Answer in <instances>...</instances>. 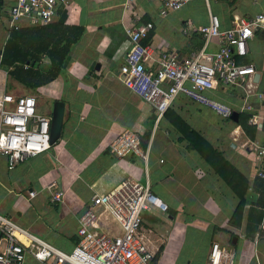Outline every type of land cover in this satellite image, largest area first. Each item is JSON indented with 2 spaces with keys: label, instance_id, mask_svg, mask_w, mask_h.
Returning a JSON list of instances; mask_svg holds the SVG:
<instances>
[{
  "label": "crops",
  "instance_id": "1",
  "mask_svg": "<svg viewBox=\"0 0 264 264\" xmlns=\"http://www.w3.org/2000/svg\"><path fill=\"white\" fill-rule=\"evenodd\" d=\"M122 2L67 0L61 22L62 9L48 23L22 21L14 30L7 18L12 0H0V55L17 32L4 64L21 65L11 76L6 72L10 65L0 63V94L33 96L36 112L48 116L53 101L63 103L59 136L46 150L10 170L0 155V214L68 252L77 239L76 218L90 196L130 177L147 184L166 204L165 211L141 213L139 231L152 264H205L211 241L233 250L232 264H264V179L255 175L264 155H256L253 145L264 143V120L258 128L246 121L249 114L264 115V31L253 33L238 58L257 74L253 94L243 101L237 86L209 92L232 108L235 120L220 118L180 94L155 119L151 106L130 92L118 73L128 48L126 24L150 21L147 42L182 57L202 42L194 31L181 34L182 28L205 24L207 11L227 28L233 18L264 13V0H187L163 17L157 13L158 0H134L128 9ZM215 48L214 39L209 40L207 50ZM13 54L16 60L9 62ZM61 59L60 71L50 74L47 66ZM243 103L251 110L240 111ZM124 128L133 130L147 149L144 161L132 153L119 158L109 153L108 142ZM50 182L63 191L60 202L50 200ZM96 224L118 233L106 213ZM22 264L44 263L25 253Z\"/></svg>",
  "mask_w": 264,
  "mask_h": 264
},
{
  "label": "built area",
  "instance_id": "2",
  "mask_svg": "<svg viewBox=\"0 0 264 264\" xmlns=\"http://www.w3.org/2000/svg\"><path fill=\"white\" fill-rule=\"evenodd\" d=\"M187 0H158V15L178 10ZM134 0H123L128 9ZM67 0H12L7 9L8 24L17 29L22 21L30 25L50 22L56 12L64 9ZM152 23H130L123 26L128 48L118 67L121 83L140 100L151 106L158 119L180 94L207 108L220 118H229L232 108L213 98L217 86H237L244 101L255 89L254 69L251 64L239 62L246 53L248 39L257 30L264 31V13L255 12L245 18H233L230 26L220 28L215 14L207 11L205 24L186 26L181 34L196 32L201 37L200 47L187 56L152 46L147 42ZM214 39L216 48L207 50ZM1 56V55H0ZM258 98L263 94L254 93ZM240 111H250L243 103ZM264 115H247L248 124L258 128ZM49 117L37 113L35 100L29 95L0 94V155L8 170L25 159L49 147ZM258 156L264 155V143L253 144ZM115 157L135 154L145 160L147 149L140 147L138 135L129 128L120 130L107 145ZM264 179V166L255 171ZM50 188L51 201L60 202L63 191L54 182ZM28 197L33 192L28 191ZM150 209L165 211L166 204L130 177L117 182L103 193H93L76 218L77 239L68 252L43 242L0 214V264H22L25 253L44 264H152V252L139 231L141 213ZM106 213L117 226L118 233L109 234L97 227L98 215ZM24 241L20 239V237ZM231 248L211 241L205 264H232Z\"/></svg>",
  "mask_w": 264,
  "mask_h": 264
},
{
  "label": "water",
  "instance_id": "3",
  "mask_svg": "<svg viewBox=\"0 0 264 264\" xmlns=\"http://www.w3.org/2000/svg\"><path fill=\"white\" fill-rule=\"evenodd\" d=\"M65 16V9L61 10V13L58 17V22H61L62 19ZM257 74H254L253 79L256 80ZM62 114H63V103L55 100L51 104V109L49 113V121H48V143L52 144L55 140H57L60 128H61V122H62ZM236 113L231 112L229 119L235 120Z\"/></svg>",
  "mask_w": 264,
  "mask_h": 264
},
{
  "label": "trees",
  "instance_id": "4",
  "mask_svg": "<svg viewBox=\"0 0 264 264\" xmlns=\"http://www.w3.org/2000/svg\"><path fill=\"white\" fill-rule=\"evenodd\" d=\"M16 36H17V32H12V34H11V38L7 41V44L5 45V48L3 49V53L1 54V56H0V63L3 65V66H5V67H7L8 65H10V66H8V67H10V69L9 70H7L6 72H7V74L8 75H14V73L16 74L17 72H18V70L21 68V65H18V66H16V65H12L11 63L10 64H4V63H6V59H5V54H6V51L11 47V43H15V40H16ZM47 57L50 59V54H47ZM13 59H15L16 60V58H15V56H14V54L12 55V58H9V62L10 61H12ZM35 59V58H34ZM14 60V61H15ZM29 61H32V59H29L28 60V62ZM51 61V60H50ZM61 63H62V59L59 61V62H57V63H55V64H49V66H47V69H49V70H47L50 74L51 73H54L55 72V74L56 73H58L59 71H60V69H61ZM37 74H38V70H35V72H34V77H37ZM54 74V75H55ZM50 79V78H49Z\"/></svg>",
  "mask_w": 264,
  "mask_h": 264
},
{
  "label": "rangeland",
  "instance_id": "5",
  "mask_svg": "<svg viewBox=\"0 0 264 264\" xmlns=\"http://www.w3.org/2000/svg\"><path fill=\"white\" fill-rule=\"evenodd\" d=\"M40 65H41V64H40ZM40 67H44V65H43V66H40ZM40 70H41V68H39V71H40ZM42 71H44L43 68H42ZM40 99H42V96H40ZM42 104H44L43 101H42L41 105H42ZM44 107H45V105H44ZM46 107H47V106H46ZM47 116H48V115H47Z\"/></svg>",
  "mask_w": 264,
  "mask_h": 264
}]
</instances>
